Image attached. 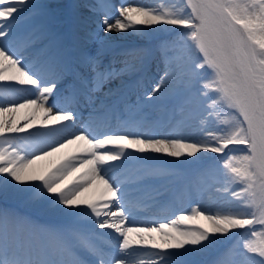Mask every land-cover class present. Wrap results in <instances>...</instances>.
<instances>
[{
    "label": "snow or ice",
    "instance_id": "6c2138e0",
    "mask_svg": "<svg viewBox=\"0 0 264 264\" xmlns=\"http://www.w3.org/2000/svg\"><path fill=\"white\" fill-rule=\"evenodd\" d=\"M88 7L100 15L95 29L68 39L54 31L50 5L0 0V93L5 87L31 93L22 103L0 105V117L19 108L35 110L23 124L11 115L0 118V194L86 215L95 229L112 230L118 242L105 251L76 232L57 230L36 240L26 232L25 221L0 212V264H128L132 252L143 254L139 264H191L186 257L209 251L237 229L244 230L246 241L237 245L242 247L239 264H264V0H182L167 12L107 0ZM25 13L35 18V28L19 37L16 27ZM163 26L184 31L171 45L180 53L175 68L165 57L163 75L146 93L153 109L163 111L174 102L167 116L174 130L161 133V121H153L139 102L127 105L126 115L111 108L101 111L104 106H96L92 93L127 69V61L121 69L114 60L105 62L112 33L146 35L164 31ZM32 50L38 52L35 60L27 55ZM58 100L67 106L54 110ZM36 112L44 129L65 134L38 153L22 155L15 138L34 126ZM181 128L191 129L195 138L180 134L176 129ZM70 145L76 146L75 154L51 170L41 173L32 167ZM205 152L218 155L201 176L218 173V186L196 181L181 195L202 197L216 187L217 193L234 198L230 214H206L196 206L170 223L128 226L130 189L155 200L163 192L148 181L178 175L166 167L170 161L165 157L185 163L200 160ZM81 169L87 171L69 183V175ZM93 183L100 186L98 196L83 198ZM196 220L207 226H194ZM78 247L94 259L81 258ZM56 250L71 258H57ZM231 251L213 264H229Z\"/></svg>",
    "mask_w": 264,
    "mask_h": 264
},
{
    "label": "bare ground",
    "instance_id": "6f19581e",
    "mask_svg": "<svg viewBox=\"0 0 264 264\" xmlns=\"http://www.w3.org/2000/svg\"><path fill=\"white\" fill-rule=\"evenodd\" d=\"M44 1H47V3ZM93 1H97V4L99 2V0H40L41 3L50 5L51 11H53L56 15L54 21V31L67 37L68 39L83 36L82 33L91 31L88 29L87 25L96 26V22L100 19V15L98 14L97 16V13L90 12L88 7L90 5H95ZM107 2L117 6L121 3H124L126 6H148L159 11L167 12L175 11L176 8H174L173 5L179 6L180 0H107ZM115 11L116 9L113 8V12ZM160 27L161 26L159 25L156 26L157 29ZM163 27L167 30L169 27L175 26ZM16 28L17 35L19 37H23L34 30L35 18L30 13H25L23 18L18 22ZM164 31H152L146 35L133 34V37H126L127 35H132L130 32L112 33L111 35L114 38L126 37V39H130L112 44L106 51L105 62L107 63L108 60H114L115 67L117 69L125 67L123 63L124 61L128 62V66L127 69L116 79L108 84H105L103 89L92 93L96 106L103 104L104 110L108 108L116 110L118 106L122 105V110L124 109L125 113L127 105H135L139 102L144 105L145 111L150 114L153 121H161V127L159 129L161 133L174 130V127L170 126H173L174 122L168 125L167 119L168 114L174 108V102H167L163 111L153 109L150 102H146V93L150 91L154 84L159 81L160 76L163 75L166 68L165 57L173 61L174 69L178 63L176 57L180 55L178 50L171 49V45L175 41L173 36L167 39L163 38L164 40H170V43L162 41L163 39H157L158 37L165 35V33L163 34ZM182 31L184 30L181 29V32ZM101 35H104V33L101 32ZM150 44L151 46L149 47ZM165 44L169 47L167 49H162L161 46ZM27 55L29 59L32 60L38 58L37 50H32ZM15 89L27 91V93L23 97H20L19 95L14 96L12 95V91L14 89L5 87L3 92L0 93V105L7 106L9 103H22L24 98L31 95L30 91L24 88L17 87ZM109 89H112V94H108ZM112 96L115 97L113 98ZM90 107L92 106L90 105ZM34 111L35 110L33 108H19L15 113L3 114L0 118L8 119L9 115H11L12 119L17 121L19 124H23L29 117L32 116ZM85 116H87V114H85ZM41 119L40 113L36 112L34 126L21 134L37 133L42 137L41 141L34 140L27 143L23 149L20 148L22 150V155L33 152L38 153V150L43 148L47 143L59 140V138L65 134L62 129H58L55 132H48L42 127ZM203 126L209 127L208 124ZM176 130H178L182 135H193V138H195V134L191 129L181 128ZM75 148V145H70L69 147L62 149L60 152L54 153L52 156L47 157L44 160L37 161L32 167L38 172H47L62 162L63 159L75 154ZM217 155L218 154L205 152L200 160L189 158V162L185 163L174 162L173 158L165 157V159L170 161L166 167L174 168L178 175L160 177L156 182L148 183L153 189L163 192V195H161V197H156L155 200H151L143 192L131 189L129 190L125 206L127 207V205H130L134 208H145L147 218L141 221L128 220V226L144 227L154 224L158 225L159 223H170L172 219L177 218L180 214L190 213L191 208L196 206L204 209L206 214H230L233 208L232 201L234 198L224 194L223 192L217 193L216 187H211L210 192L202 197L198 196L195 198H187L181 195V193L189 185L195 183L196 181H203L206 179L208 185L218 186V173L207 177L201 176L202 172H205L213 166H211V164H213V159L211 158ZM83 171H87V169H81V172L70 174L68 177L69 183L76 181ZM121 171L123 172L124 170ZM108 174L112 175L113 173L110 170ZM99 187L100 186L97 183H93L88 186V190L85 192L83 198L95 199L99 194ZM165 189H167V191H165ZM0 212H8L21 218L25 222L28 220L29 224L25 225V230L26 232L31 233L34 239H36V234L44 235L43 233L47 234L48 230L69 232L71 229L67 226L71 225L81 226L84 228L81 229L82 232H87V234L92 237H99L98 231L112 232V230L108 229H95L94 226H91L86 215L72 216L55 206L33 201L26 197L0 194ZM203 221L204 220L193 221V225L199 227L201 225L198 224V222ZM113 235L116 237V234L113 233ZM237 236L219 238V243L225 242L227 244V248L218 249L217 247L219 243H217L209 251L194 252L190 256L186 257V259L189 261L190 259L201 261L206 258L207 260L209 257L208 253L213 250L217 251L219 257H221L229 249L233 250V245L235 244V238ZM100 240L104 241L102 239ZM117 242L118 240L116 238L115 244H117ZM142 255L143 254L140 252H132L129 256L128 264H139V259L142 258ZM226 259L229 264H239L240 262V259L235 257L233 251L229 253ZM206 260L199 264H213V262ZM191 264L193 263L191 262Z\"/></svg>",
    "mask_w": 264,
    "mask_h": 264
},
{
    "label": "rangeland",
    "instance_id": "374dc122",
    "mask_svg": "<svg viewBox=\"0 0 264 264\" xmlns=\"http://www.w3.org/2000/svg\"><path fill=\"white\" fill-rule=\"evenodd\" d=\"M95 5H97V2H93ZM182 4V0H180V3H179V6ZM96 15V14H95ZM56 16V15H55ZM97 16H98V14H97ZM87 27H88V29L89 30H93V29H95V27L96 26H90V25H87ZM179 27V26H178ZM172 27H169L167 30H169V29H171ZM167 30H165L164 32H163V34L165 33L166 34V31ZM83 35L85 34V33H82ZM180 34H181V29H179L178 30V33H176L175 35H173V37H174V39H175V41L180 37ZM133 37L134 35L132 34V35H127L126 37ZM126 37H118V38H114V39H112L109 43H110V46L112 45V44H116V43H119V42H122L123 40H128V39H130V38H127L126 39ZM154 37V36H153ZM166 42H171L170 40H167ZM109 46V47H110ZM151 46V44L149 45V47ZM171 49L172 50H177V49H175V48H173V47H171ZM108 51H111V50H108ZM211 125H209V127H210ZM40 136L39 135H37V134H35V133H31V135H29V134H24V135H21V136H19V137H17V138H15V143L17 144V146L19 147V148H24L26 145H27V143H30L31 141H40ZM242 147V146H241ZM212 163L214 164V161H212ZM213 164H211V166L213 165ZM204 222V223H203ZM203 222H198V224H200V225H203V226H207V223H205L206 221H203ZM193 223V222H192ZM257 228L259 229V226L257 225ZM244 230H241V232H239V235L235 238V244L233 245V254L235 255V257H238L239 259H240V261L243 259V257H242V255H241V253H242V247H237V245L238 244H240V245H242L243 243H246V241L245 240H243L242 239V236H241V233L243 232ZM232 234H230L229 236H231ZM257 239V241L259 240V238H256ZM206 260V258L205 259H203V260H201V262H204ZM192 263H196V262H194V261H192V260H190Z\"/></svg>",
    "mask_w": 264,
    "mask_h": 264
}]
</instances>
